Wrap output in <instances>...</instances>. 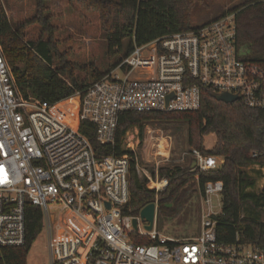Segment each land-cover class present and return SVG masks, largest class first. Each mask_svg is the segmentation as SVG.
I'll return each mask as SVG.
<instances>
[{"label":"built area","instance_id":"1","mask_svg":"<svg viewBox=\"0 0 264 264\" xmlns=\"http://www.w3.org/2000/svg\"><path fill=\"white\" fill-rule=\"evenodd\" d=\"M134 71L140 76H131ZM203 89L235 94L246 107L264 109V62L238 55L233 13L134 45L114 68L75 93L79 99L67 119L52 110L55 104L21 95L0 48V246L24 243L26 206L34 205L47 231L46 264H264V246L241 242L237 234L232 243L217 239L221 180L199 188L198 235L164 236L154 221L147 230L139 211L123 212L129 156L97 155L80 129L90 122L100 144H113L120 112L195 110ZM189 153L196 180L222 162L196 148ZM251 165L264 171L259 163ZM134 169L155 193L168 184L158 166L148 172L135 155ZM132 233L150 242L135 243Z\"/></svg>","mask_w":264,"mask_h":264},{"label":"trees","instance_id":"2","mask_svg":"<svg viewBox=\"0 0 264 264\" xmlns=\"http://www.w3.org/2000/svg\"><path fill=\"white\" fill-rule=\"evenodd\" d=\"M89 9L98 11L107 38L109 56L122 52L113 65L102 71L92 66L87 76L80 78L75 67L61 54H57L51 38L48 16L36 19L47 31L46 38L25 42L22 38L26 25L32 20L10 23L0 2V48L14 82L26 99L45 101L49 105L82 92L89 84L114 68L133 49L164 35L186 31L190 10L195 0H78ZM42 9V3H39ZM236 23V44L244 42L251 49V59L264 62V0H247L233 8ZM250 11V12H249ZM125 40V43H124ZM56 61V62H55ZM54 65V67H52ZM213 92L202 90L201 104L195 110L175 111H122L119 114L115 141L100 144L94 136L90 122L80 124L97 155H128L129 200L124 213L137 214L142 206L157 199L158 207L183 197L197 182L202 187L207 180L223 182L222 212L216 216V236L219 241L232 243L236 234L241 242L264 246V220L241 215L243 206L251 203L264 208V184L260 192L248 190L254 180L244 170L252 163L264 166V109L243 105L239 99L223 102L212 96ZM180 120L187 125L186 142L203 154L219 155L220 166L201 172L195 179L196 169L191 162L186 166L160 167L159 176H165L168 184L155 193L146 187V179L134 169V153L124 150L121 139L126 131L137 126L142 131L149 121ZM259 154L251 157V151ZM25 240L18 246H0V264H26L28 251L42 230V211L34 205L26 206ZM135 243L147 244L146 236L131 234ZM61 264V263H56Z\"/></svg>","mask_w":264,"mask_h":264},{"label":"rangeland","instance_id":"3","mask_svg":"<svg viewBox=\"0 0 264 264\" xmlns=\"http://www.w3.org/2000/svg\"><path fill=\"white\" fill-rule=\"evenodd\" d=\"M244 1L247 0H195L190 10L189 24L195 27L228 13H233L235 18L233 8ZM0 2L13 26L27 19L32 20L26 25L22 35L25 42L48 36L47 31L43 30L41 23L36 20L44 15L48 16L56 53L61 54L74 65L75 72L80 78L86 77L92 66L102 71L106 70L123 52L109 56L107 38L99 12L89 9L78 0H41L42 9L39 6L40 0H0ZM237 52L240 57L251 59V49L245 41L237 43ZM11 76L14 79L12 73ZM131 76H140V71L132 72ZM78 99L79 95L75 94L58 102L52 110L67 119ZM186 129V123L180 120L149 121L143 125L142 131L137 126L130 127L121 139V146L124 150L132 151L140 166L145 167L148 172H153L155 166H158V170L164 166H186L192 161L189 152L194 148L186 142ZM244 170L254 180V186L248 190L260 192L264 184V171L251 164ZM148 185L151 186L152 183L149 182ZM241 215L264 220V208L257 209L248 202L243 206ZM140 223L143 225V222ZM154 227L160 234L177 239L198 235L197 182L172 205L160 207L156 205ZM56 229L53 228L54 234ZM62 233L63 231L59 234ZM47 241V231L43 228L28 251L26 264L48 262Z\"/></svg>","mask_w":264,"mask_h":264},{"label":"water","instance_id":"4","mask_svg":"<svg viewBox=\"0 0 264 264\" xmlns=\"http://www.w3.org/2000/svg\"><path fill=\"white\" fill-rule=\"evenodd\" d=\"M212 96L216 100L223 101V102H234L237 100V96L235 94H230L227 92L213 93ZM194 164H195V162L193 161L191 163V168H193ZM155 205L156 204L154 201H150V202L146 203L144 206H142L139 210V216L141 218V221L144 223V228L147 230H150L153 226ZM166 205H172V202L169 204H166ZM132 226L134 229L137 228L136 218L132 219Z\"/></svg>","mask_w":264,"mask_h":264},{"label":"bare ground","instance_id":"5","mask_svg":"<svg viewBox=\"0 0 264 264\" xmlns=\"http://www.w3.org/2000/svg\"><path fill=\"white\" fill-rule=\"evenodd\" d=\"M74 231L78 234H81V232L77 228Z\"/></svg>","mask_w":264,"mask_h":264}]
</instances>
